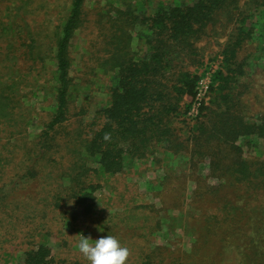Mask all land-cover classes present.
Wrapping results in <instances>:
<instances>
[{
  "label": "trees",
  "instance_id": "trees-1",
  "mask_svg": "<svg viewBox=\"0 0 264 264\" xmlns=\"http://www.w3.org/2000/svg\"><path fill=\"white\" fill-rule=\"evenodd\" d=\"M85 1L71 0L67 16L55 31L54 110L44 120L38 117L43 123L38 134L29 131L37 116L26 101L25 75L11 80L0 73V240L13 244L21 264H87L75 247L78 236L85 233L95 238L114 235L122 243L119 223L134 218L136 206L115 211V201L103 190L112 177L126 171L127 160L134 165L151 159L159 165L161 149L173 156L187 149L209 160L216 177L236 174L240 183L233 182L234 193L243 200L242 211L253 199H261L264 187V163L246 159L236 144L241 136L264 137V117L262 123H247L236 110V85L243 73L237 58L252 37V29L245 25L247 15L239 13L241 0L163 3L140 19L132 10L119 7L98 13L97 43L99 53L103 52L98 59L114 80L108 102L99 109L88 99H70V45L86 20ZM251 1L254 6L264 5V0ZM220 28L227 32L220 41V63L212 73L209 91L198 101L196 118H188L194 124L186 139L177 121H185L203 78L191 68L204 63L197 43L204 38L210 42ZM8 29L13 31V21L1 30ZM19 40L25 46L24 60L44 61L37 53V40L29 44ZM6 41L13 46V37ZM10 51L5 54L11 61ZM5 63L0 60V71L7 69ZM227 144L234 158L225 164L223 145ZM205 192L213 209L199 219L208 222L203 237L209 241L210 236H222V209L233 204V191L218 182ZM263 206L264 200L251 209L262 212ZM205 245L195 246L197 252L205 251L199 261L184 260L183 264H214ZM125 246L127 264L173 262L164 246L148 247L143 240ZM195 250L192 255L197 254Z\"/></svg>",
  "mask_w": 264,
  "mask_h": 264
},
{
  "label": "rangeland",
  "instance_id": "rangeland-1",
  "mask_svg": "<svg viewBox=\"0 0 264 264\" xmlns=\"http://www.w3.org/2000/svg\"><path fill=\"white\" fill-rule=\"evenodd\" d=\"M190 1L192 0H86V20L76 31L70 45L73 77L70 99L77 102L88 99L94 109H99L108 102L110 87L114 80L98 59L103 54L99 53L100 46L97 43L98 31L101 28V23L96 22L100 19L98 13L119 7L120 10H132L140 19L152 15L163 3L181 4ZM70 2L71 0H0V28L6 27L8 21H13V31L0 29V60L6 61L7 67L0 73H4L7 79L11 80L19 77V74L25 75L24 86L27 89L24 93L28 96L26 101L34 106L33 115L37 116V121L29 130L32 135L38 134L42 128L43 123L38 120L46 119L49 112L54 110L53 91L56 76L54 55L57 41L55 31L67 16L71 8ZM239 13L241 16L247 15L245 25L252 29V37L245 42L237 58L242 65L243 73L240 74L239 83L236 85V110L244 122L262 123L264 5L254 6L251 0H241ZM137 28L141 31L139 25ZM216 33L218 36L210 42L204 38L197 43V50L203 54L204 63L191 65L192 69L198 70L203 79H209V83L212 73L220 63L218 52L223 47L220 43L227 32L220 28ZM12 37L13 46L8 45L11 40L6 41ZM19 38L26 39L27 44L33 39L37 40L40 46L37 53L44 56V61L35 64L24 60L25 46L21 44ZM9 49L13 54L11 61L7 60L5 54ZM187 99L192 100L191 97ZM222 109H226L225 104ZM197 114L198 112L191 110L188 116L184 117L185 121H177L183 138L187 139L190 135L189 129L194 123L189 119L196 118ZM236 144L246 159L254 160V164L264 163L263 136L258 133L241 136ZM223 147L225 164L231 163L234 151H230L228 144ZM160 151L163 158L159 165L151 159L147 162L138 161L134 165L131 160H127L126 171L112 177L106 183L107 190H103L106 197L115 201L117 205L115 211H122L123 207L130 210L131 206H136L137 214L134 218L119 223L120 237L123 235L122 244L136 245L138 240H143L148 247L164 246L167 248L164 249L165 254L173 258L171 264H183L184 260L199 261L201 255L205 253L195 250V246L200 243L208 244L210 253L208 256L214 264H264V210L256 212L251 209L264 200V187L261 199H253L251 206L242 211L243 200L238 199L234 193L236 182H239L236 174L219 177L212 175L209 160L190 154L187 149L174 156L164 153V149ZM218 182L225 184L226 190L233 191V204L228 207L225 204L222 209V236L219 239L215 235L210 236L209 241H206L203 234L207 231L208 222L199 218L203 212L213 209L207 200L205 190L208 185H215ZM128 202L130 204L126 205ZM121 217L125 216L122 214ZM84 235L90 236L87 233ZM7 240H0V264H21L18 261V251L14 249L13 244H8ZM193 248L197 254H191Z\"/></svg>",
  "mask_w": 264,
  "mask_h": 264
},
{
  "label": "clouds",
  "instance_id": "clouds-1",
  "mask_svg": "<svg viewBox=\"0 0 264 264\" xmlns=\"http://www.w3.org/2000/svg\"><path fill=\"white\" fill-rule=\"evenodd\" d=\"M75 247L87 264H127L129 257V249L116 236L109 234L96 239L79 235Z\"/></svg>",
  "mask_w": 264,
  "mask_h": 264
},
{
  "label": "built area",
  "instance_id": "built-area-1",
  "mask_svg": "<svg viewBox=\"0 0 264 264\" xmlns=\"http://www.w3.org/2000/svg\"><path fill=\"white\" fill-rule=\"evenodd\" d=\"M209 79H201L200 84L198 86V93L196 96V100L194 102V105L192 107V111H196V113L198 112V106H199V100H201L203 97H205L206 93L208 92L209 89Z\"/></svg>",
  "mask_w": 264,
  "mask_h": 264
}]
</instances>
